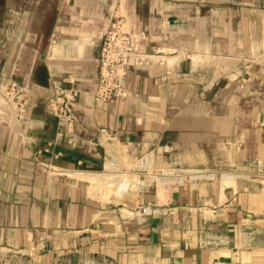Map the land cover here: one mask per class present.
<instances>
[{"label": "crops", "instance_id": "1", "mask_svg": "<svg viewBox=\"0 0 264 264\" xmlns=\"http://www.w3.org/2000/svg\"><path fill=\"white\" fill-rule=\"evenodd\" d=\"M0 264H264V0H0Z\"/></svg>", "mask_w": 264, "mask_h": 264}, {"label": "built area", "instance_id": "2", "mask_svg": "<svg viewBox=\"0 0 264 264\" xmlns=\"http://www.w3.org/2000/svg\"><path fill=\"white\" fill-rule=\"evenodd\" d=\"M138 44L134 38L123 29L119 21L112 23L104 36L98 61V79L95 90L96 98L112 100L124 93L122 78L125 67L131 62ZM7 94L13 102L22 105L25 93L14 80L6 85ZM76 91L72 88L58 86L49 98L47 105L54 112L60 125L69 127L74 120Z\"/></svg>", "mask_w": 264, "mask_h": 264}]
</instances>
